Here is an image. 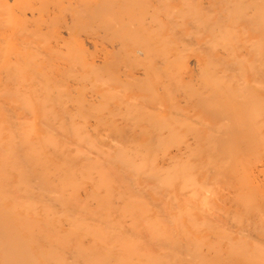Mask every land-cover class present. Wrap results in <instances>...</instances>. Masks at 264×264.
I'll return each instance as SVG.
<instances>
[{
  "label": "rangeland",
  "instance_id": "obj_1",
  "mask_svg": "<svg viewBox=\"0 0 264 264\" xmlns=\"http://www.w3.org/2000/svg\"><path fill=\"white\" fill-rule=\"evenodd\" d=\"M55 1H57L58 4ZM78 1H80V2H78ZM93 2H94V4H93ZM41 3H42V0H10L8 3L6 1L0 2V5H1L0 6V58H1V60H2V58H7V57L14 60L13 58L17 57L18 54L21 57H26V56L32 54L31 50L27 47L28 43H26V42H28V38H34L35 41L40 43L41 41H43V39L41 38L42 40H40V37H36L37 35H40V34H43V35L46 34L45 37H47V36L53 37L52 36L53 34H55V35L60 34L61 40L63 38L69 39V36L67 34V31H68L67 26H69V25L71 26L73 24V22L75 21L74 23L75 24L77 23L75 25L76 29L74 28L75 33H73L71 37L73 38V40L75 39L76 41L80 42L82 48L85 51L89 52L88 53V60L90 62L95 63V64L97 63L96 65L99 67V69H97V70H100L101 72L106 73L108 70L106 68V71H105V69H104L105 67H109L110 65L114 66L112 64L117 63L115 67H117V65H118V66H120V69H117V68H119V67H117L116 69L111 70V71L117 70L118 76L119 75L122 76L121 74H123L124 76L126 75L125 76L126 78H130L131 76H135V77H139L140 79L145 80L147 78V76L152 73L153 69L151 67H149L148 65L146 66V64H145L146 55L143 56V54H145V49L141 45L143 43H146V42H152V41L155 42L156 41L155 37L152 35L140 33V34H137L139 36H137V35L134 36V40L132 37V41L134 43H132L131 39L128 41H123L122 39H120V37L118 38L119 33H121L122 30H126L128 28L133 29L134 26H128V25L123 26V25L119 24L118 22H115V24L111 23V22L108 24L106 21L104 22V20H107L106 18H108L109 14H113L116 11H118L116 8V6H117L116 4H115V10H114V8H112L113 11H111V9L107 10V13L109 11L108 15L106 12L104 13L105 15H100L101 13H103V10L105 11L106 9H108L112 3H116V0H110L109 2H108V0H99V2H98V0H96V1L95 0H52L51 2L48 3L49 7H48V5H46V7L41 9V11L38 13L39 14L38 15L37 9L40 8V5H42ZM82 3L86 4L87 6L82 5ZM50 4H52V5H50ZM80 4H81V6H79ZM56 5H57V8H59V6H60V8L58 10L55 7ZM113 5H112V7H114ZM79 8H82L81 9L82 11H80L82 13L84 12V9H85L86 14H84V17L82 16L83 15L82 13L81 14H80V12H79V14L77 13V11L80 10ZM66 10H67V12H65ZM32 12H35L34 18L32 17ZM58 13L60 14V16L58 15ZM79 15H81L83 19L81 18L78 20V18H80ZM100 16H102V18H103L102 20L104 23V26H103V23L101 24L102 27H101V25L100 26L97 25L98 22H100V21H98L97 23L94 21L95 24L92 21V20H95L96 17H98L97 20H99ZM54 17L57 21L54 20ZM60 20H61V22H59V24H58V21H60ZM201 22H203L205 25L198 23V21L196 22V24H195V22L193 24V25H195V28H197L198 30H195L194 32H192L190 37L188 36L189 37L188 39H192V37H193L196 42L193 43V48L190 51H188L187 54L183 53V55H182V53H181L182 49L180 50V48H179V44H180L179 39L174 37L173 34H170V36L167 39L168 40L167 43H170L171 49L168 48V54L166 56L168 58L169 57L170 58L168 60V58L165 56V59H167L165 61H168V62L161 61V63H160L161 65H159L158 67H160V68L162 67V68L161 69L159 68L160 70L158 69V71L165 74L168 70V65L170 63H174V61L178 57L181 58V61L186 60L185 61L186 64L189 63L187 65V70L179 73V78L182 79V81L179 80V82L180 83L182 82V83L181 84L176 83L174 85V88H171V90L168 89L169 83H166V82L161 81L159 79H152L151 76L148 77V79H147L148 83H137V84H141V85L142 84H148L149 85L148 90H140L139 88L135 87V85L138 86L135 83H103V85H102V83H99V84L98 83H82L80 81L78 74L76 76L74 75V77H71L68 79L61 77V81L60 80L58 81L59 83H50V84L58 86V87L61 86L60 88L65 92L64 97L66 96L65 99L66 98L67 99L64 102V103H66V105L63 104L66 106L65 109L64 108L59 109L57 107L54 108L53 115L56 116L55 119L54 118L47 119L48 121L49 120L51 121V119H52L51 122L54 125L52 123L48 122L49 125L53 126L55 129H61V128L63 129V126L61 127L60 124L66 123L67 126H69V123L72 122V125L70 126V128L69 127H67V128H69V131H71V127L74 126L77 130L74 131L73 133H72V131L67 132L66 130H64V133L59 135L60 139L58 136L56 137V139H55L56 144L53 145L54 147L51 146V148L53 147V150H52V149H49L50 148L49 146H45L44 144L42 145L41 140H40L41 135H38L39 133L37 135H35V138L34 137L30 138V144H29L28 140H24L23 138H25V135L30 137V132L27 133L26 129H23V132L25 133V135L22 134L21 136L20 135L15 136V140H16L15 145H17L20 149L14 147L17 149L14 151V156L15 157L18 156L17 158H19L20 160L15 158V157L13 159L16 160V163H17L16 166H19V168L16 167L17 170L22 171V172L24 170L23 173L26 174L28 176V178H31V177L36 178V179H34V178L33 179H34V183L37 182L38 187H40V183L41 184L44 183L45 186L47 187V189L54 190L57 187L61 186V185H59V181L62 183L65 181V179H63L65 174H66V176L69 175V172H71V174H73V175L76 174V176L74 177V179H75L74 180L75 181L74 189H76V190L70 191L71 190L70 189L69 191L66 190V192H64L59 188V190L63 194L55 193L53 195H55V196L61 195V198L63 200V202H61V203L65 206L66 209L72 203H76L77 204V207H76L77 211L82 212L84 217H89V216H91V214L93 215V213H94V215L100 216L101 215L100 209H98L96 207H98L97 203L99 201L101 202L103 200L109 206H111V203H112V205L115 207V210H116L114 212L115 214L120 213L121 211H124L122 194L130 196L131 194L135 195V194H139L140 192L144 193L143 199L145 202H147V207L148 206L150 207L151 215L155 216L158 213L157 211H160L161 206L165 205V202H167L170 197H173L171 195V193H172L171 189H173V192H174V190L176 192L177 188H179L178 186L173 185V182L169 186H167V188L163 185L162 182H163L164 176L166 175V172L168 170H173V171L178 172V173L183 172L184 175H189L193 179H197L199 182L210 186L212 188V190H214V194L216 193V196H219L217 199L218 201H216L214 203L215 208L212 211L213 213H211V216L215 217L217 220H219L220 223L226 222V224H227V225L225 224L226 226L225 225L222 226V224H220V227H222V228L220 229L219 233L226 231L227 228H230L229 240L227 239L223 242H220L218 240V238L220 239V237L216 236V235H218V233H216L215 231H212V230H208V229L201 230L202 232L192 231V233H189V230H191L189 223L194 222V221L199 222L202 219V215H203L201 213H191V214H185L184 215L185 216L184 218L187 221V223L184 224L183 226H181V224L178 223L177 224L178 228H176L177 225H171L170 222L163 223V226L161 227V230L163 233V236H161V237H163V238L159 241H156L155 239L149 238L150 236L148 234H144L145 232L139 230L141 227V223L139 224V227L136 228V226H134V225L127 224L129 219H123L122 223L125 224V226H117L116 233L118 236V238H117L118 242L115 245H110L107 243H103L101 241L99 242V240L95 239L96 235L94 237V234L88 233V236H86L85 233L88 232L86 229L79 228L77 230H73L71 225L68 224V222L66 220L67 218L64 216L62 209L60 211L57 210L58 209V208H56L57 205L53 204L54 202L52 201V199H54L55 196H53L52 199H49V198L42 196L43 193L46 192L45 188L40 187L39 190H33V191L29 190L28 192L24 188H21L24 195L27 193L26 195L31 196L32 202H34V200H35L34 204H35V206L38 205V208H37L38 210H41V209H47L48 210L49 207L51 210L52 207L50 204H53L52 205L53 211H54V207L56 208L54 212H52V210H51V212L48 213L49 212V210H48L47 213H48L49 217H48V215H46V212L44 214H45V218L49 219L50 221H52L55 224V230L54 231H46V233L50 234V235L54 234L52 236H54V237L57 236V237L55 239L53 237V239L50 240V242L47 244H50L51 242H53V240L60 243L59 244L60 249L58 248L57 253H56L57 259L60 258V261H64L67 258H68L67 260H69V258H71L70 259L71 261L76 260L78 262H82L81 264H98V262H100V264H119L120 263L119 260H120L121 255H122L121 242H124V245H128V246H132L135 243L136 249L138 251H141V249H142V251H143V252H138V253H140V254L143 253L145 255L143 257V259L145 257H147L148 258L147 260H150V262L152 261L153 263L155 262L156 264H169V262H170V264H182V263H184V264H264V202L260 201V203L258 202L257 204H254L255 203L254 202V203L250 204L247 207L248 210L245 211L243 209H239L240 206H237L238 208L236 207V205H238V204L236 202V197H235L237 194H239V193L241 194V192L247 186L252 187V188H256L257 185H258L257 190L259 189L258 192L261 193V195H263V197H264V122H259V121H255L252 119H247L244 122L237 123L235 121V119L232 118L233 116L230 113H227V110L224 107H221V105L223 104L222 99L220 97L221 92L216 89V91L219 94L220 100L216 99V95L213 94L212 92H210L211 90H214L215 88L210 87L209 83H203L206 86H203L202 83H199V79H198V72L199 71L197 69L198 68V66H197L198 61L201 60V58L204 57L205 53H208V52L211 54V56H213L214 59H216V58L225 59L226 54L227 55L232 54V55H235L237 57V60L243 62L242 64H247V66H249V67L251 64H253L254 66L255 65H264V36H258V35L252 34L253 29L256 26L255 20L253 18H251V20L243 18V22H242L241 19L238 20V19H235L234 17L218 18L215 16V17L205 19L204 21H201ZM55 23L58 26H56ZM85 24L87 25V27ZM112 24H114L113 27H112ZM201 25H203V26H201ZM97 26L99 28H97ZM107 26H111V27H107ZM225 26H228V27L236 26L239 28L246 26L251 30H248L250 32H247L245 34L242 33L241 31L236 32V33L234 32L236 35L232 36V39L227 37V36H221L220 34L216 35V34L208 32V30L210 28H218V27H225ZM88 27H90V28H88ZM103 27H105V28H103ZM201 27H203V28H201ZM204 27H206L207 29ZM106 28H109L107 30H109L110 33L107 32ZM49 29H52V30H49ZM89 29H93V30L91 31ZM201 30H203V31H201ZM245 32H246V30H245ZM47 33H49V34H47ZM106 33L109 35L108 37H105V35H107ZM210 34L212 35L211 36L212 38H214L215 36L216 37L219 36L222 38H216L215 37L217 40L215 38L212 39L209 37ZM144 37H146V38H144ZM36 38H37V40H36ZM52 39H53V41H52ZM135 39L136 40L138 39L137 42L140 40L139 43H141V44L137 43ZM194 39H192V41H194ZM210 39H212V40H210ZM223 39H225L226 41ZM50 40L52 41L51 44L54 46L53 47L54 49L52 48V50H55L58 53H60L61 51H64V49H62L63 47L59 46V44L61 45V42H60L61 40H59L57 37L51 38ZM69 40H72V39H69ZM114 40H115V42H114ZM204 40H207V41H204ZM214 40H216L217 43ZM35 41H30V42L34 43ZM54 41H55V43H53ZM238 41H240V42H238ZM10 42H13V46H11V49H8V51H7L6 45H7V43H10ZM120 42H122V44ZM212 42H213V44H212ZM241 42H243V43H241ZM182 43H183V41H182ZM196 43H197V45H196ZM238 43H240V44H238ZM57 44H58V46H56ZM172 44H175V45H172ZM211 44H212V46H211ZM243 44H246L247 47H249L250 51L245 47L246 45H243ZM200 45H202L203 47ZM205 45L211 46V47L210 48L208 47L209 49L206 48L207 50H205L204 49L206 47ZM239 45H241V46H239ZM133 46L136 48H134ZM235 47H238L240 49L241 53L239 52V49L238 50L236 49V51H235ZM244 47H245V49H244ZM139 48L140 49L142 48V50H140ZM181 48H182V45H181ZM194 48H195V50H199V49L200 50L194 51ZM137 49H139L140 51ZM211 49H212V52L210 51ZM214 50L217 52H215ZM233 50L235 51V54H233ZM252 52L254 54L256 52L257 53H256V55L253 56ZM250 53H252V55ZM201 54H203V55H201ZM144 57H145V59H144ZM252 60L256 61L257 63H253ZM139 65H141V66H139ZM132 66L136 67V68H132ZM102 67H103V69H102ZM125 67L127 69H125ZM192 68L194 70H192ZM64 69H67V68H64ZM188 69H190L189 71L192 70L193 73L189 72ZM69 70H71V69H67V70H63V71L68 72ZM260 71H264V68H261ZM218 74L222 75V73H218ZM251 75H253V74L249 71L247 74V77L250 78V79H247V81L249 83H244V85L246 84L245 86H247V89L249 90V93L252 96L255 95L256 97H260L264 101V74L259 76L257 79H253L251 77ZM124 76L121 77L122 80H125ZM75 77L77 79H75ZM73 78H74V80H73ZM6 80H7V82H6ZM77 80L80 82H77ZM9 81H10L9 79H4L3 80L4 83H0V105L4 104L5 106H9L11 109V110H7L4 112L2 107L0 108V121L1 122L3 121L2 123L4 125L6 124L5 122L9 118L13 122L14 121L21 122L20 118H23L24 114H26L25 109L21 106L22 105L21 104L22 96L28 97V94L30 91V88L28 89L29 86L31 87L34 84L36 85V87L45 85V83H40V84L39 83H27V84L19 83L18 84L17 83L19 86V89H20L19 90V89H17L18 87H17L16 83H11L12 81L11 82H9ZM254 82H257V83H254ZM78 83H80V84H78ZM200 84H201V86H200ZM228 84L229 83H225V85H228ZM231 84H233V83H230V85ZM22 85L23 86L25 85L26 88L23 87ZM107 85H109V87H107ZM230 85H228V86H230ZM13 86H16V88H14ZM142 86H144V85H142ZM199 86L201 89H199ZM90 87H91V89H90ZM131 87L133 90L131 89ZM196 87H198V88H196ZM6 88H8V91L12 90V92H13L15 90V92H13V93L11 91L8 92ZM183 88H185V89H183ZM92 89H93V91H92ZM113 89H114V91H113ZM120 89L123 90V94H121L122 92L120 91L119 94H121V95L118 94V96L120 97L121 100L124 99V102H132V99H133L134 101H143L145 106L148 105L147 106L148 108L149 107L163 108L162 110L164 112L165 117L163 116V118L162 117H160V118L162 120L164 119L166 125H168L166 131L171 132V130L172 131L174 130L173 131L174 135L172 134L173 139L171 137L172 135L168 136V137H170V140L166 139V142L169 143L168 145L165 143L167 145V148L165 149V150H167L166 157H164V155H163V153L165 151L161 149V145L163 144V142H160L157 145H155L154 143H156V138H153L154 136L152 135L151 130H150V133L152 136L149 133H147L144 129L138 128V129L132 130V128H134L135 126L130 124L126 119H123L121 112L116 110L117 101H120L118 99L114 100L115 103L112 104L110 107L103 109L101 106L100 107L101 108L100 114H91L92 117L87 116L88 118L90 117V119H89L90 123H88L86 125L87 126L86 129L83 130L81 128V125H78V126L76 125L80 121H82L81 119L78 120L77 118L82 117V113H84V111H89L88 105H89V107L95 105L97 103V100H99L100 96L106 95L104 93H109V91L110 92L111 91L112 92L117 91V93H118V91ZM197 91L199 93L198 95H197ZM5 92H6V94H4ZM7 93H9L8 95L11 96L9 99H8ZM75 94H76V96H75ZM192 94H194V95H192ZM209 94H211V95H209ZM17 95H18V97H17ZM196 95L200 98H198ZM208 95L210 97H208ZM69 96H71V97L69 98ZM203 96H204V99H203ZM19 97H21V98H19ZM73 97L79 98V99L82 97L83 98L80 99V102H79V101H76V99L74 100ZM191 97H192V100H190ZM211 97H213V98H211ZM18 99H20V100H18ZM40 100H41V101H39L40 104L44 103L41 97H40ZM81 100H83V102H81ZM69 101H70V103H69ZM75 101L79 102V104L80 103H83V104L79 105L78 103H75ZM196 102H197V104H196ZM67 103H69V104H67ZM71 103L78 104L77 105L78 107L76 105L72 106L74 104H71ZM84 103H85V105H84ZM205 103H206V105H205ZM12 105H16L15 108ZM208 105H211V106H208ZM216 105H218V106L216 107ZM67 107H68V109H67ZM211 108H213V109H211ZM37 110H38V113L36 115L39 117V116H41V111H40L41 108L37 109ZM104 110H105V112H104ZM177 110H179V111H177ZM39 111H40V113H39ZM214 111H216V112H214ZM67 112H69V114H71V116ZM168 112H169V116L166 115V114H168ZM77 113H78V115H75ZM177 115H179V116H177ZM13 116H15V117H13ZM25 117H27V116H25ZM87 117H86V119H87ZM95 118H96V120L99 121V123H98V121L97 122L95 121ZM64 119H69V120L63 121ZM175 119H177L178 121H180L182 123L181 127L175 126L173 124V121ZM201 119H202V122H204V123L201 122ZM54 120H56V122ZM191 120H192V122L196 123V126L193 127L195 129H193V130H192V126H189V123L191 122ZM103 122H105L106 124ZM80 124H84V123L80 122ZM100 124H102V125H100ZM143 124L145 126H147L145 123H143ZM201 124L203 125V127L204 126L205 127L203 128L201 126ZM207 124H209V125H207ZM99 125H100L99 131L94 132L95 133V135H94L93 130H95L97 128V126H99ZM104 125H105V127H104ZM58 126H60L61 128ZM111 128H113V129H111ZM181 129H183V132L182 131L180 132ZM177 130H179V132H175ZM218 130H219V132H218ZM86 131L88 132V134L84 133ZM112 131H114V135H111V140H117V141H123L124 140L126 142H128L130 140H134L139 145H142L144 143L147 145L148 144L152 145L150 150L153 151V153L155 154V159H154V163H152L151 161L149 162V165L147 168H149V169L153 168L154 170L153 171H151L149 169L143 170V171H141V174L139 173V176L137 178H135L134 174L136 172L134 170V166H135V168L137 166H142L139 164L142 161L132 160L133 159V152H131L132 159L131 160L129 159L127 162L124 161L123 159H120L121 158V154H120L121 151H116V152L112 153L111 155H109V153H108V155H109V157H108V155L106 154L108 151L105 152L106 150L99 149V150H101L99 153H100L101 159H102L99 162L97 161L96 157H94V159H90V158L89 159H78L75 156H73V155H76V151L80 147L77 145L74 146V144H70L69 142H71V140L72 141L85 140V143L86 144L88 143L87 144L88 148H91L90 144L93 141L91 139H96V137L102 138L107 133H110ZM166 131H165V134L167 133ZM189 131H191V134H189L190 136L189 135L185 136L186 134H188ZM15 132H17V131H15ZM116 132H117V135H115ZM175 133H177V134L179 133L181 136L178 134L179 136H177L178 137L177 138L175 136L176 135ZM78 134L80 136H77ZM96 134H98V135H96ZM192 134H193V136L198 135L197 137H195V140H196V138L198 139L200 136L198 141L196 140L197 143H196V141H193L194 137L192 136ZM85 135H87V137ZM180 138H182V139H180ZM177 139H179L180 142H179V140L177 141ZM185 139H187L188 142H186ZM99 140L96 139L95 142L97 141L102 147H104V144L106 142H103L104 143L103 144ZM235 141H237V142L235 143ZM124 144L125 145H131L132 143L128 142V143H124ZM188 144H190V145H188ZM236 145H237V147H236ZM188 146L190 149L188 148ZM0 148H1L0 153H2V154H5L8 151V149L4 145H1ZM34 148L37 150H35ZM32 149L37 151L36 154L39 155V158L46 157L47 158L46 160H50V159L52 160V162L49 164L50 168L47 166L43 167V165L41 166V164L39 165V162L36 158V155L34 152H32ZM97 149H98L97 147L93 146V149L90 151L88 150V153L91 151H93V153H95ZM54 150H56L57 152H55V153L52 152ZM59 152H61V153H59ZM67 153L71 154L72 156L69 155V157H68ZM195 154H196V156H195ZM185 155H187V156H185ZM252 156H253V158H252ZM185 157H186V159H185ZM187 157L191 158V160H188L189 158H187ZM192 158L193 159L195 158L196 161H195V159L193 161ZM104 159H105V161L103 162ZM65 160H67V161H65ZM187 160L189 161L190 165L184 164V162H186ZM17 161L18 162L21 161L20 165L18 164ZM84 161L89 162V163L85 164ZM155 161H156V163H155ZM233 161H235V162L233 163ZM194 162L198 166V167L196 166L198 169L197 168L195 169ZM221 162H222V164L224 163L223 168L220 164ZM231 162L233 163V165H231L232 164ZM246 162H248V163H246ZM107 163H108V165H106ZM227 164H228V166L230 165V167H232V169H230V167L227 169V167H228ZM32 165L34 167H32ZM192 165H194V166H192ZM106 166H107V168H106ZM114 166L117 168H115ZM242 166H244V168ZM248 166H249V168H248ZM240 167H242L241 169H244L245 171L239 169ZM245 167L247 170L248 169L250 170V168H251V170L250 171L248 170L249 171L248 172V171H246ZM44 168H47V169H44ZM72 168H74V169L72 170ZM57 169H59V170L61 169V171H59ZM88 169H90V170H88ZM225 169H227V170H225ZM43 170H45V171L43 172ZM48 170H50V172L52 171V174L54 173L52 176H50L53 178L46 177V174L50 173ZM55 170H56V172H55ZM237 170L239 173H237ZM89 171H91V172H89ZM29 173L31 175H29ZM57 173L62 174L61 177ZM100 173L107 174L106 177H107V180L110 181V186L109 185H105V186H109L114 191V192H111L113 195L111 202L105 195L104 185L99 184V182H100L99 180H101V178L99 177ZM234 173H237V175ZM13 174L15 176H13L11 178L10 182L11 183H13V182L17 183V180H19V178H17V175L15 173H13ZM42 174H44V175H42ZM55 174H56V176H55ZM229 174H232V175L234 174L233 177L236 176L235 177L236 180L233 179L234 182L232 181L231 185H228L229 186L228 187L227 184L224 183V181H222V180L224 179V177H227ZM243 174H244V176H246V175L249 176V177H247L249 183H248V181H246V178L243 176ZM216 176H219V178H217ZM220 177H223V178L221 179ZM124 180H125V184H124ZM237 180L239 182V185H237L238 184ZM242 180L245 181L246 184ZM48 181H50V182H48ZM250 181L253 182V185L255 187L252 185V183ZM129 183H130V185H128ZM136 183H138L137 186H135ZM241 183H242V185H241ZM131 185L133 186L132 188H130ZM172 185H173V187H172ZM103 188H104V190H102ZM134 188H135V190H134ZM178 191H179V189L177 190V194L179 193ZM29 192H30V194H29ZM73 197H75V198H73ZM40 200H42V202ZM91 200H93L94 202ZM150 200H151V203L149 202ZM37 201H40V202H38V204H37ZM41 205H44V206H41ZM95 209H98V210L93 211ZM241 211H243V212H241ZM174 213H176L177 215H172L173 218H174V216L180 217L179 212H174ZM168 217H169V215H168ZM240 219H242V220L245 219V221L249 222V224H245L247 227L243 226V224L240 225L241 224V223H239ZM190 220H192V221H190ZM57 223H59V224H57ZM238 224H239V226H238ZM169 225H170V227H169ZM233 225H235V226H233ZM166 226H167L168 230L165 229ZM120 229L122 230V233H121ZM62 234L63 235L67 234L69 239H66V241L63 242V238L60 237ZM47 241H49V240L46 239V242ZM46 242H45V245H43L41 242L34 244L36 249H37V252L40 256L39 260H41V262H44L45 260H47L48 255H49L50 245H47ZM154 242H155V244H154ZM229 242H230V244H229ZM197 243H198V245H197ZM61 246H62V248H61ZM66 249H67V251H64ZM194 250H195V252H193ZM198 251H201V252H198ZM79 252H81V253H79ZM66 253H67V255H66ZM52 255L54 257H56V255H54V254H52ZM105 255L107 256V258H105L106 257ZM63 258H65V259H63ZM72 258H73V260H72ZM95 258H96L97 262H96ZM101 258H103L105 261L102 260ZM61 259H63V260H61ZM167 261H169V262L167 263ZM148 262H145V263L146 264L152 263V262L151 263H148ZM61 264H63V263H61Z\"/></svg>",
  "mask_w": 264,
  "mask_h": 264
},
{
  "label": "bare ground",
  "instance_id": "obj_2",
  "mask_svg": "<svg viewBox=\"0 0 264 264\" xmlns=\"http://www.w3.org/2000/svg\"><path fill=\"white\" fill-rule=\"evenodd\" d=\"M1 1H6L8 3L10 0H1ZM51 1L52 0H42V3H41L42 5H40L39 9H37V14L41 11L42 8L46 7V5H48V3ZM109 1L110 0H108V2ZM55 2H57V1H55ZM78 2H80V1H78ZM98 2H99V0H98ZM57 4H58V2H57ZM93 4H94V2H93ZM115 4L117 5L116 8L118 11H116L113 14H109V11L107 13V10H109V9H111V11H113L112 8H114V10H115ZM50 5H52V4H50ZM82 5H86V4L82 3ZM112 5L114 7H112ZM79 6H81V4ZM48 7H49V5H48ZM55 7L57 8V5ZM110 7L108 9H106L105 11L103 10V13H101V14L99 13L100 15H105L104 14L105 12L107 13V15L109 14L108 18H106L107 20L110 18L108 20L109 22L107 20H104V22L106 21L108 24L110 22L114 23V24H115V22H118L119 24H121L123 26H127V25L128 26H134L133 29L132 28H128L126 30L121 29L122 32L119 33L118 38L120 37V39H122L123 41H128L130 39L132 41V37L134 40L135 35L143 33V34L152 35L156 39L155 42L154 41L146 42V43H143L141 45L145 49V54H143V56L146 55L145 64H146V66L148 65L149 67H151L153 69L152 73L149 74L145 80L140 79L139 77L131 76V75H130L131 76L130 78H126L125 77L126 75L124 76L123 74H121L122 76L125 77V80H122L121 79L122 76H120V75L118 76L117 70L111 71V70L116 69L117 67H119L117 69H120V66H118V65H117V67H115L117 63H114V64L111 63L114 66L110 65L109 67H105L104 68L105 71H106V68L108 70L106 73L101 72L100 70H97V69H99V67L96 65L97 63L95 64V63L90 62L88 60V53L89 52L85 51L82 48L80 42L76 41L75 39L73 40V38L71 37L72 34L75 33L74 32L76 29L75 25L77 24V23L76 24L74 23L75 21L73 22V24L71 26L70 25L67 26L68 31H69V32L67 31V34L69 36V39H72V40H69V39H66L63 37L62 38L64 40L63 39L61 40L60 34H56V35L53 34L52 35L53 37H48V36L45 37L46 34L45 35L40 34V35L36 36V37H40V40L43 39V41H41V42L39 41L40 43L35 41L34 38H28V42H26V43H28L27 47L31 50L32 54H30L26 57H21L18 54L17 57L13 58L14 60H12L9 57L2 58V60L0 58V83H4L3 82L4 79H9L10 80L9 82L12 81L11 83H16V85L18 87L17 89H19V86H18L19 83H24V84H27V83H39V84L45 83V85H43V86H37L36 87L35 84L31 87L29 86L28 89L30 88V91H29L28 97L22 96V102L23 101L24 102L23 103L21 102V104H22L21 106L26 111V114H24V117L27 116L28 118L27 117L20 118L21 122H16V121L13 122L9 118L5 122L6 123L5 125L2 123L3 121L2 122L0 121V146L4 145L8 149V151L5 154L0 153V264H61V263H63V264H81L82 262H78L76 260H73L74 257L72 258L73 261L70 260L71 258H69L70 261L67 260L68 258L64 261H60V258L57 259V255H56L57 250L60 247L59 246L60 243L53 240V242H51L50 244H47L50 242V240L53 239L54 236H52V235H54V234H51V235L47 234L46 231H54L55 230V224L52 221H50L49 219L45 218L44 213L46 212V215H48V213H50L51 210H52V212H54L56 208H58L57 210H59V211L62 209L64 216L67 218L66 220H67L68 224L71 225L73 230H77L79 228L86 229L88 231L85 233L86 236H88V233L94 234V237L96 235L95 239L99 240V242L101 241L103 243H107L110 245H115L118 242L117 241L118 236L116 233L117 226H125V224L122 223L123 219H129L127 224L134 225V226H136V228H138L139 224L141 223V227L139 230L145 232L144 234H148L150 236L149 238H152V239H155L156 241H159L163 238V237H161V236H163V233L161 230L163 223L170 222L171 225H177L178 223H180L181 226H183L184 224L187 223V221L184 218L185 217L184 215L185 214H191V213H201L203 215H202V219L199 222L194 221V222L189 223V226L191 228V230H189V233H192V231L202 232L201 230L208 229V230H212V231H215L216 233H218V235H216V236L220 237V239L218 238V240L220 242H223L227 239L229 240L230 228H227L226 231L219 233L220 229L222 228V227H220V224H222V226H224L226 224V222L220 223L219 220H217L215 217L211 216V213H213L212 211L215 208L214 203L216 201H218L217 199L219 196H216V193L214 194V190H212V188L210 186L199 182L197 179H193L189 175H184L183 172L178 173V172H175L173 170H168L166 172V175L164 176L163 182H162L163 185L167 188V186H169L173 182V185L179 187V188L176 187L177 190L179 189V191H178L179 195L177 194V190H176V192H175V190L173 192V189H171V191H172L171 195L173 197H170L169 200L167 202H165V205L161 206L160 211H157L158 213L155 216L151 215L150 207L149 206L147 207V202H145L143 199L144 193H141V192L139 194H135V195L131 194L130 196L122 194L124 211H121L120 213H116V214L114 213L116 210H115V207L112 205V203H111V206H109L104 200L101 202L99 201L97 203L98 207H96V208L100 209V212H101L100 216L94 215V213H93V215L91 214V216H89V217H84L82 212L77 211V209H76L77 204L76 203H72L66 209L65 206L61 203V202H63L61 195L55 196L53 194H55V193L63 194L59 190V188L64 192H66V190L69 191L70 189H71L70 191L76 190V189H74V187H75L74 177L76 176V174L73 175V174H71V172H69L68 176H66V174L64 175L63 179H65V181L63 183L59 181V185H61V186L57 187L54 190L47 189V187L45 186L44 183L43 184L40 183V187L41 188L43 187L46 189V192H44L42 195L43 197L52 199L53 196H55V198L52 199V201L54 202L53 204L57 205L56 208L54 207V211H53V206H52L53 204H50L49 202L48 203L52 207L51 210L49 207V209H48L49 212L47 209L38 210L37 204L40 201L42 202V200L37 201V204H36L37 206H35V204H34L35 200L33 199L34 202H32L31 196L26 195L27 193L24 195V193L22 192L21 188H24L28 192L29 190H31V191L39 190L40 187H38V184L36 181H35L36 183H34V179H36L35 177H33L34 179L32 177L28 178V176L23 173L24 170L22 172V171H19L16 169V167L19 168V166H16V164H17L16 160L13 158L15 157L14 151L17 150L16 148H19V147L17 145H15V143H16L15 136L16 135L21 136L22 134L25 135V133L23 132V129H26L27 133L30 132V137L25 135V138H23V139L28 140V143L30 144V138L31 137L35 138V135H37L39 133L38 135H41L40 140H41L42 145L44 144L45 146H49L50 148L49 147L48 148L53 150V147H54L53 145L56 144L55 143L56 137L57 136L59 137L60 134H63L64 130H66L68 132L70 126L72 125V122L69 123V126H67L66 123L65 124L63 123L64 125L60 124L61 127L63 126V129L60 126H58V127H60L61 129H55L53 126L49 125V123H52L51 122L52 119H51V121L50 120L48 121L47 119H49V118L55 119V117H56L55 115H53L54 108L57 107L59 109L60 108L65 109L66 103H64V102L67 99V98L65 99V97H66V96L64 97L65 92L60 88L61 87L60 85H59L60 87H58V86L52 85L50 83H59L58 81L59 80L61 81V77L68 79V78L74 77V75L76 76L77 74H78L80 81L82 83H98V84L102 83V85H103V83H135V84H137V83H148L147 79H148V77L151 76L152 79H159L161 81L169 83L168 89L171 90V88H174V85L176 83H180L179 80L182 81V79L179 78V73L186 71L187 65L189 63L186 64L185 63L186 60L181 61V58L178 57L174 61V63H170L168 65V70L165 74L158 71V69L160 68L158 66L161 65L160 64L161 61L168 62V61H165V60H167V59H165V56L168 54V48L171 49L170 43H167V41H168L167 39L170 36V34H173L174 37L179 39V43H180L179 48H180V50L182 49L181 50L182 55H183V53L187 54V52L193 48V43L196 42L195 39L192 37L193 35L191 37H192V39H194V41H192V39H188L192 32H194L195 30H198L197 28H195V25H193L194 22H195V24L197 21L200 24H204L201 21H204L205 19L215 17V16L218 18L234 17L235 19H238V20L241 19L242 22H243V18L244 19H250V20H251V18H253L255 20L256 26L254 27L252 34L258 35V36H264V0H116V3H112ZM59 8H60V6H59ZM59 8H57V10ZM79 9L80 10L77 11L78 14L80 11H82L81 10L82 8H79ZM65 12H67V10ZM81 13L82 12H80V14ZM82 14H83L82 16L84 17V14H86L85 9H84V12ZM34 15H35V12H32L33 18H34ZM58 15L60 16L59 13H58ZM82 16L79 15L80 18H78V20L81 19ZM97 18L98 17H96L95 20H92V21L93 22L95 21L96 23L98 21H100L101 23L98 22V24H97L98 26H100L103 23V20H102L103 18H102V16H100L99 20H97ZM54 20L57 21L55 19V17H54ZM59 22H61V20L58 21V24H59ZM95 22H94V24H95ZM114 24H112V27ZM56 26H58V25L56 24ZM98 26H97V28H99ZM103 26H104V23H103ZM201 26H203V25H201ZM86 27H87V25H86ZM101 27H102V25H101ZM107 27H111V26H107ZM88 28H90V27H88ZM103 28H105V27H103ZM201 28H203V27H201ZM204 28H206V27H204ZM247 28L248 27H246V26L240 27V28L236 27V26H232V27L225 26V27H218V28H210L208 30V32L216 34V35L220 34L221 36H227V37L232 39V36L236 35L235 34L236 32L241 31L244 34L247 32H250L248 30H251V29H249V28L247 29ZM107 29H109V28H106V30ZM49 30H52V29H49ZM89 30L92 31L93 29H89ZM245 30H246V32H245ZM201 31H203V30H201ZM107 32L110 33L109 30H107ZM47 34H49V33H47ZM108 36H109L108 34L105 35V37H108ZM137 36H139V35H137ZM211 36L212 35L210 34L209 37L212 38ZM54 37H57L59 40H61L60 41L61 45L59 44V46L63 47L62 49H64V51H61L60 53H58L57 51L52 50V48L54 47L51 44L53 39H52V41L50 39L54 38ZM144 38H146V37H144ZM214 38H212V39H214ZM216 38H222V37L217 36ZM212 39H210V40H212ZM36 40H37V38H36ZM137 40H136V42H137ZM216 40H214V41H216ZM223 40H225V39H223ZM30 41H35V42L33 43ZM139 41L137 43H139ZM182 41H183V43H182ZM204 41H207V40H204ZM114 42H115V40H114ZM238 42H240V41H238ZM53 43H55V41ZM120 43L122 44V42H120ZM132 43H134V42L132 41ZM216 43H217V41H216ZM241 43H243V42H241ZM139 44H141V43H139ZM212 44H213V42H212ZM212 44H211V46H212ZM238 44H240V43H238ZM172 45H175V44H172ZM181 45H182V48H181ZM196 45H197V43H196ZM243 45H246V44H243ZM11 46H13V42L7 43L6 50L8 51V49H11ZM56 46H58V44ZM200 46H202V45H200ZM205 46H204L205 50H207L206 48L211 47V46H207V45H205ZM239 46H241V45H239ZM245 47L250 51V49H249V47H247V45ZM245 47H244V49H245ZM134 48H136V47H134ZM139 49H137V50H139ZM236 49L238 50L239 48L235 47V51H236ZM140 50H142V48ZM199 50H195V48H194V51H199ZM210 51L212 52V49ZM235 51L233 50V54H235ZM215 52H217V51H215ZM239 52H240V49H239ZM252 53H250V54L252 55ZM256 53L255 54L253 53V56L256 55ZM201 55H203V54H201ZM226 55H225V59H222V58L221 59H218V58L214 59L213 56H211V54L209 52L205 53L204 57L201 58V60H199L197 63V66H198L197 69L199 71L198 72L199 83H202V84L203 83H209L210 87L215 88L214 90H211L210 92H212L213 94L216 95V99L220 100V97H221L222 102H223L222 105L220 104L221 107H224L227 110V113H230L233 116L232 118H234L237 123L244 122L247 119H252L255 121H259V122H264V101L260 97H256L255 95L252 96L249 93L247 86H245L246 84L244 85V83H249L247 81V79H250L249 77H247L248 72L250 71L253 74V75H251V77L253 79H257L259 76L264 74V71H260L261 68H264V65H255L254 66L253 64H251L249 67V66H247V64H242L243 62L237 60V57L235 55H232V54L227 55V56ZM169 58H168V60H169ZM144 59H145V57H144ZM253 63H257V62L253 61ZM139 66H141V65H139ZM64 68L71 69V70H69L68 72H65L63 70H67V69H64ZM132 68H136V67L132 66ZM102 69H103V67H102ZM125 69H127V68L125 67ZM190 69H188V71ZM192 70H194V69L192 68ZM192 70L189 72H192ZM218 73H222V75H219ZM75 79H77V78L75 77ZM73 80H74V78H73ZM78 80H77V82H80ZM6 82H7V80H6ZM225 83H229L228 85H230V83H233V84L228 86V85H225ZM254 83H257V82H254ZM78 84H80V83H78ZM137 85L138 86L135 85V87L139 88L140 90H148V88H149L148 84H142L144 86H142L141 84H137ZM200 86H201V84H200ZM200 86H199V89H201ZM203 86H206V85L203 84ZM13 87L16 88V86H13ZM23 87H25V85ZM107 87H109V85H107ZM8 88H6L7 91H8ZM196 88H198V87H196ZM90 89H91V87H90ZM131 89H132V87H131ZM183 89H185V88H183ZM216 89L221 92L220 97H219V94L216 91ZM10 91L12 92V90H10ZM10 91H8V92H10ZM92 91H93V89H92ZM113 91H114V89H113ZM120 91L122 92L121 94H123V90H121V89L118 91V93H117V91H115V92L109 91V93H104L106 95L100 96L99 100H97V103L95 105L89 107V105L87 104L89 111H84V113H82L83 118L82 117L77 118L78 120L81 119L82 121H80V122H82L84 124H80V122L77 120L79 123L76 125L77 126L81 125V128L83 130L86 129V127H87L86 125L88 123H90V121H89L90 117L88 118L87 116H91V114H100L101 113V108H100L101 106L103 109L110 107L112 104L115 103L114 100L118 99L120 101H117L116 110L121 112L123 119H126L130 124L135 126L134 128H132V130L138 129V128L144 129L150 135H151V133H150V130H151L152 135L154 136L153 138H156V143H154V144L157 145L158 143L163 142V144L161 145V149L165 151L163 153V155H164V157H166L167 150H165V149L167 148V145L169 144L166 142V139L170 140V137H168V136H170L172 134L174 135V133H173L174 130L173 131L171 130V132L166 131L168 125H166L164 119L162 120L160 118V117L163 118V116L165 117L164 112L162 110L163 108H159V107L158 108H152V107L148 108L147 107L148 105L145 106L143 101H134L133 99H132V102H124V99L121 100L120 97L118 96ZM6 92L4 94H6ZM13 92H15V90ZM8 94L9 93H7V95ZM121 94H119V95H121ZM198 94L199 93L197 91V95ZM192 95H194V94H192ZM209 95H211V94H209ZM209 95H208V97H210ZM75 96H76V94H75ZM10 97L11 96L8 95V99ZM17 97H18V95H17ZM40 97L42 98L44 103L40 104V102H39V101H41ZM70 97L71 96H69V98ZM19 98H21V97H19ZM82 98H80V99H82ZM198 98H200V97H198ZM211 98H213V97H211ZM73 99L74 100L76 99V101L80 102L79 98L73 97ZM203 99H204V96H203ZM18 100H20V99H18ZM190 100H192V97ZM76 101H75V103L79 104V102H76ZM81 102H83V100H81ZM69 103H70V101H69ZM69 103H67V104H69ZM75 103H71V104H74L72 106L78 105ZM63 104H65V105H63ZM81 104H83V103H80L79 105H81ZM196 104H197V102H196ZM84 105H85V103H84ZM205 105H206V103H205ZM12 106H14V108H15L16 105H12ZM208 106H211V105H208ZM217 106L218 105H216V107ZM1 107L4 110V112L7 110H11L9 106H5L4 104H1L0 108ZM40 108H41V110H40L41 116L38 117L36 115L38 113L37 109H40ZM67 109H68V107H67ZM211 109H213V108H211ZM40 111H39V113H40ZM177 111H179V110H177ZM104 112H105V110H104ZM214 112H216V111H214ZM67 113L69 114V112H67ZM69 115L71 116V114H69ZM75 115H78V113ZM166 115L169 116V112ZM177 116H179V115H177ZM13 117H15V116H13ZM86 117H87V119H86ZM67 120H69V119H64L63 121H67ZM54 121L56 122V120H54ZM95 121L97 122L98 120H96V118H95ZM201 122H202V119H201ZM98 123H99V121H98ZM103 123H105V122H103ZM143 123H145L147 126H145ZM202 123H204V122H202ZM173 124L175 126H179V127L182 126V123L180 121H178L177 119H175L173 121ZM100 125H102V124H100ZM100 125L97 126V128L95 130H93V133L99 131ZM207 125H209V124H207ZM189 126H192V130H193V129H195L193 127L196 126V123L192 122V120H191V122L189 123ZM201 126L203 127L202 124H201ZM67 127H69V128H67ZM104 127H105V125H104ZM111 129H113V128H111ZM76 130L77 129L74 126L71 127L72 133ZM15 131H17V132H15ZM71 131H69V132H71ZM165 131L167 132L166 134H165ZM181 131L183 132V129H181L180 132ZM175 132H179V130H177ZM218 132H219V130H218ZM84 133L88 134L87 131ZM175 134H176L175 135L176 137L180 135L179 133H178L179 135L177 133H175ZM189 134H191V131H189L188 134H186L185 136H187ZM94 135H95V133H94ZM96 135H98V134H96ZM111 135H114V131L107 133L102 138L96 137L97 140L100 139L99 141L101 143L106 142L105 144L103 143L104 147H102L97 141L95 142L96 139H91V140H93L90 144L91 148H88V146H87L88 143L86 144L85 140H77V141L71 140V142H69L70 144H74V146L77 145L80 147L79 149H77L76 155H73V156H75L78 159H89V158L94 159V157H96L97 161L99 162L102 160L101 155L99 153L101 150H99V149H103V150H106L105 152L108 151L106 153L107 155H108V153H109V155H111L112 153H114L116 151H121V153H120L121 158L120 159H123L124 161L127 162L129 159L130 160L132 159L131 152H133V159L132 160L142 161L141 163H139L142 166H137L136 168L134 166V170L136 172L134 174L135 178H137L139 176V173L141 174V171L149 169L147 167H148L150 161L152 163H154L155 154L153 153V151L150 150L152 145H150V144L147 145L145 143L142 145H139L134 140H130V141L127 140L128 142H130L132 144L131 145H125L124 143H128V142H126L124 140L123 141L111 140ZM115 135H117V132L115 133ZM173 135L171 136L172 139H173ZM77 136H80V135L78 134ZM85 136L87 137V135H85ZM192 136H193V134H192ZM197 136L196 135L193 136L194 137L193 141H196V140L198 141L200 136L198 139L196 138V140H195V137H197ZM59 139H60V137H59ZM180 139H182V138H180ZM187 139H185L186 142H188ZM178 140L179 139H177V141ZM197 141H196V143H197ZM237 141H235V143ZM179 142H180V140H179ZM188 145H190V144H188ZM51 146H53V147L51 148ZM93 146L97 147L98 149L96 150L95 153H93V151H91V152H89L90 153L89 154L88 150L89 151L92 150ZM14 147H16V148H14ZM236 147H237V145H236ZM188 148H189V146H188ZM34 149H32V152L35 153L36 158L39 162V165L41 164V166L43 165V167L44 166L49 167V164L52 162V160L51 159L46 160L47 159L46 157L39 158V155L36 154L37 151H35L37 149H35V150ZM52 152L55 153L57 151L54 150ZM59 153H61V152H59ZM69 155H71V154H68V157H69ZM109 155H108V157H109ZM185 156H187V155H185ZM195 156H196V154H195ZM17 157H15V158H17ZM189 157H187V158H189ZM252 158H253V156H252ZM17 159H19V158H17ZM185 159H186V157H185ZM194 159H193V161H194ZM188 160H191V158H189ZM188 160L186 162H184V164H189ZM65 161H67V160H65ZM104 161H105V159L103 160V162ZM195 161H196V159H195ZM222 162L220 164L223 168L224 163L222 164ZM234 162L235 161H233V163ZM20 163H21V161L18 162L19 165H20ZM84 163L88 164L89 162L84 161ZM155 163H156V161H155ZM233 163L231 165H233ZM246 163H248V162H246ZM194 164H195V162H194ZM106 165H108V163ZM192 166H194V165H192ZM196 166L197 165L195 164V169L198 167V166L197 167ZM227 166H228V164H227ZM32 167H34V166L32 165ZM229 167H230V165L227 167V169ZM242 167L244 168V166H242ZM242 167H240L239 169H241ZM106 168H107V166H106ZM115 168H117V167H115ZM248 168H249V166H248ZM44 169H47V168H44ZM73 169L74 168H72V170ZM227 169H225V170H227ZM230 169H232V167H230ZM245 169H246V167H245ZM57 170H59V169H57ZM88 170H90V169H88ZM149 170L153 171L154 169L152 168ZM241 170L245 171L244 169H241ZM248 170L246 169V171H248ZM250 170H251V168H250ZM44 171L45 170H43V172ZM48 171L50 172V170H48ZM59 171H61V169ZM55 172H56V170H55ZM89 172H91V171H89ZM13 173H15L17 175V178H19V180H17V183H15V182L11 183L10 182L11 178L13 176H15ZM237 173H239L238 170H237ZM237 173H234V174L237 175ZM44 174H42V175H44ZM53 174L51 171L50 173L46 174V177H50ZM29 175H31V174L29 173ZM58 175L61 177L62 174H58ZM233 175L229 174L227 177H224V179L222 181H224V183H226L227 186L231 185V182L232 181L234 182L233 179H235V177H236V176L233 177ZM55 176H56V174H55ZM106 176H107V174L100 173L99 177L101 178V180H99V179L98 180L100 181L99 184L104 185L105 195L111 202V200L113 198V195L111 192H114V191L112 188L109 187L110 181L107 180ZM219 176H216V177L219 178ZM243 176H244V174H243ZM244 177L246 178V181H248L247 177H249V176L246 175ZM50 178H53V177H50ZM220 178L222 179L223 177H220ZM48 182H50V181H48ZM237 182H238V180H237ZM243 182L246 184L245 181H243ZM248 183H249V181H248ZM251 183L253 185V182H251ZM124 184H125V180H124ZM137 184L138 183H136L135 186H137ZM105 185H109V186H105ZM128 185H130V183ZM173 185H172V187H173ZM237 185H239V182ZM241 185H242V183H241ZM132 187L133 186L131 185L130 188H132ZM257 187H258V185L256 186V188H252V187L247 186L241 192V194L240 193L237 194L235 196L236 202L238 204V205H236V207L240 206L239 209H243V210L247 211L248 210L247 207L250 204H252L254 202H255L254 204H257L258 202L260 203V201L264 202V197H263V195H261V193L258 192L259 189L257 190ZM104 188L102 190H104ZM134 190H135V188H134ZM29 194H30V192H29ZM73 198H75V197H73ZM91 201H93V200H91ZM149 202L151 203V200ZM44 205H41V206H44ZM98 209H95L93 211H96ZM174 212H179L180 217L174 216V218H173L172 215H177ZM241 212H243V211H241ZM168 215H169V217H168ZM48 217H49V215H48ZM190 221H192V220H190ZM239 223H241L240 225L243 224V226H245V227H247L245 224H249V222L245 221V219L244 220L240 219ZM57 224H59V223H57ZM233 226H235V225H233ZM238 226H239V224H238ZM169 227H170V225H169ZM176 228H178V225L176 226ZM165 229H167V226L165 227ZM121 233H122V230H121ZM56 237H54V239ZM60 237L63 238V242L66 241V239H69L67 234H65V235L62 234ZM46 239L49 241L46 242ZM40 242L43 245H45V242L47 245H50V251H49L48 258L44 262H41V260H39L40 256H39L37 249L34 245L35 243H40ZM154 244H155V242H154ZM229 244H230V242H229ZM197 245H198V243H197ZM61 248H62V246H61ZM121 250H122V255H121V258L119 260L120 261L119 264H144L145 262H148V261H149L148 263L152 262V261L150 262V260H147L148 259L147 257H145L143 259V257L145 255L143 253H141V254L138 253V252H143V251H142V249H141V251H138L136 249L135 243L132 246H128V245H124V242H121ZM64 251H67V249ZM193 252H195V250ZM198 252H201V251H198ZM79 253H81V252H79ZM52 254L56 255V257H54ZM66 255H67V253H66ZM105 258H107V256ZM63 259H65V258H63ZM63 259H61V260H63ZM101 259L104 260L103 258H101ZM95 260H96V258H95ZM96 262H97V260H96ZM168 262L169 261H167V263ZM98 264H100V262H98ZM151 264H156V263L152 262ZM169 264H170V262H169ZM182 264H184V263H182Z\"/></svg>",
  "mask_w": 264,
  "mask_h": 264
}]
</instances>
